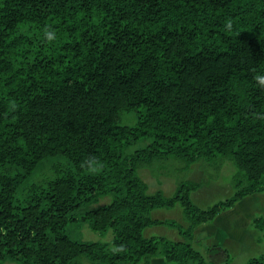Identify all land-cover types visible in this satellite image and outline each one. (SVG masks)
I'll list each match as a JSON object with an SVG mask.
<instances>
[{
	"label": "trees",
	"instance_id": "16d2710c",
	"mask_svg": "<svg viewBox=\"0 0 264 264\" xmlns=\"http://www.w3.org/2000/svg\"><path fill=\"white\" fill-rule=\"evenodd\" d=\"M258 74L264 0H0V264H210L197 228L264 193ZM226 161L234 195L199 208L180 175ZM170 163L175 195H149L138 170ZM178 203L187 227L152 218ZM161 224L181 240L145 237Z\"/></svg>",
	"mask_w": 264,
	"mask_h": 264
},
{
	"label": "rangeland",
	"instance_id": "374dc122",
	"mask_svg": "<svg viewBox=\"0 0 264 264\" xmlns=\"http://www.w3.org/2000/svg\"><path fill=\"white\" fill-rule=\"evenodd\" d=\"M124 125H133L134 120H123ZM179 166L177 163L166 165V169L158 167V177L153 175L152 169H140L138 174L148 185V194L154 195L162 191L167 197H173L177 190L178 178L170 175ZM175 167V168H174ZM233 163L226 161L217 179L210 180L209 175L201 170L200 165L195 164L189 173L180 175L183 180L201 183L202 187L192 193L193 203L201 209H208L219 201H224L234 195L231 183L236 173ZM111 197L104 198L99 205L107 204ZM98 205V206H99ZM153 218L174 220L187 227L184 220L183 208L178 203L171 209H156L151 213ZM264 217V193H255L238 201L234 207L225 210L217 215L212 221L201 224L193 240V246L198 250L205 260L210 264H248L253 258L264 254V232L253 225V220ZM146 238L153 236L164 237L173 241H180L181 236L178 230L168 227L165 224L153 226L144 233ZM83 240L94 242H110L112 233L103 237L100 233L94 232L88 226L84 227L81 234ZM216 249V250H215ZM218 249V250H217ZM144 257L138 264H146ZM149 264H173L168 263L162 256L150 257ZM5 264H16L6 262Z\"/></svg>",
	"mask_w": 264,
	"mask_h": 264
},
{
	"label": "clouds",
	"instance_id": "9594fccd",
	"mask_svg": "<svg viewBox=\"0 0 264 264\" xmlns=\"http://www.w3.org/2000/svg\"><path fill=\"white\" fill-rule=\"evenodd\" d=\"M53 32L49 31L46 33V36L51 38L53 36ZM255 79L258 81L260 85H264V74H258ZM84 166L90 167V168H96L99 166L98 160H96L95 157H89L85 162Z\"/></svg>",
	"mask_w": 264,
	"mask_h": 264
},
{
	"label": "crops",
	"instance_id": "0c3cea01",
	"mask_svg": "<svg viewBox=\"0 0 264 264\" xmlns=\"http://www.w3.org/2000/svg\"><path fill=\"white\" fill-rule=\"evenodd\" d=\"M152 218H153V217H152ZM153 219H157V218H153ZM158 220H161V219H158ZM187 226H188V225H187ZM152 227H153V226H152ZM149 228H151V227H148L147 229H149ZM147 229H146V230H147ZM146 230H145V231H146ZM196 231H197V230H196ZM144 233H145V232H144ZM194 240H195V239H194Z\"/></svg>",
	"mask_w": 264,
	"mask_h": 264
}]
</instances>
